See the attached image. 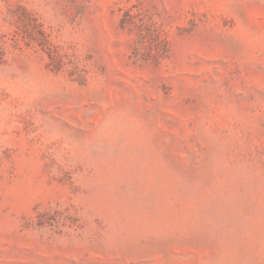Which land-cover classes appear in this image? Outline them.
Returning <instances> with one entry per match:
<instances>
[{"label":"rangeland","instance_id":"1","mask_svg":"<svg viewBox=\"0 0 264 264\" xmlns=\"http://www.w3.org/2000/svg\"><path fill=\"white\" fill-rule=\"evenodd\" d=\"M0 264H264V0H0Z\"/></svg>","mask_w":264,"mask_h":264}]
</instances>
